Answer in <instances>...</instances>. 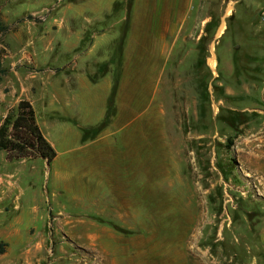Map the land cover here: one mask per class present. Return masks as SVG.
<instances>
[{
	"label": "crops",
	"instance_id": "obj_1",
	"mask_svg": "<svg viewBox=\"0 0 264 264\" xmlns=\"http://www.w3.org/2000/svg\"><path fill=\"white\" fill-rule=\"evenodd\" d=\"M60 1L41 23L32 18L46 7L22 13L6 42L12 54L7 61L1 56V80L8 79L10 90H0V126L22 100L30 102L56 157L11 159L0 150V242L7 244L0 264H66L78 260V251L91 264H144L148 248L133 238L127 244L111 224L131 227L138 220L132 184L120 174L138 166L136 149H144L159 115L150 112L136 127L151 111L154 81L169 62L196 50L198 0ZM113 94L115 113L106 123ZM130 133L142 144L129 149ZM197 249L194 264L212 263L207 241ZM162 252L152 264H181L176 247Z\"/></svg>",
	"mask_w": 264,
	"mask_h": 264
},
{
	"label": "rangeland",
	"instance_id": "obj_2",
	"mask_svg": "<svg viewBox=\"0 0 264 264\" xmlns=\"http://www.w3.org/2000/svg\"><path fill=\"white\" fill-rule=\"evenodd\" d=\"M52 1L0 0L4 61L12 54L6 42L17 31L20 15L46 7L32 18L41 23L63 2ZM240 4L243 11L253 13L258 26L252 22L242 29L229 26ZM263 5L264 0H198L192 41L196 50L180 55L185 61L166 65V74L152 87L151 111H145L144 121L136 125L142 127L152 111L159 114L146 130L144 149H136L141 153L134 160L138 166L125 169L126 159H118L124 168L120 178L133 187L138 220L131 227L111 224L127 244L133 238L148 248L144 264H152L158 252L162 256L163 250L174 247L181 264H194L199 257L195 246L204 247L206 241L214 256L210 264H264V71L256 68L257 58L264 56V23L258 18ZM210 21L212 28L206 31ZM256 37L258 47L253 46ZM200 49L206 52L201 67ZM147 56L152 61V53ZM211 58L213 70L208 68ZM202 78L208 83L204 93L209 102L201 98ZM7 80L0 81V90H10ZM129 135V149L142 144V137L133 142ZM117 149L124 151L125 143ZM40 179L37 190L42 189ZM78 252L84 260L66 264L92 263L83 251Z\"/></svg>",
	"mask_w": 264,
	"mask_h": 264
},
{
	"label": "trees",
	"instance_id": "obj_3",
	"mask_svg": "<svg viewBox=\"0 0 264 264\" xmlns=\"http://www.w3.org/2000/svg\"><path fill=\"white\" fill-rule=\"evenodd\" d=\"M131 1L132 0H130L129 4L131 3ZM241 6L242 4L238 5L236 15H233L229 18V26L232 28L237 26L239 28L241 27L242 29V26L248 25L250 24V22L253 23L254 27L258 26L257 24L258 22L256 18L252 17L253 13H250V11H246V10L243 11V7ZM241 12L243 15L241 14ZM243 12H245V14ZM212 25H213V21L208 22L206 25V31H210ZM230 27L227 28V31L231 29ZM261 35H263L261 38L264 39V30H263V34ZM257 38L258 37H256L253 40V44ZM253 46L258 47V44H254ZM118 49H121V47L119 46ZM205 55L206 52L200 49L199 51L200 67L204 62ZM257 60L259 67L256 68L261 69V71L263 72L264 56L263 55L260 56L259 59L257 58ZM5 74H6V70L2 67L1 55H0V80ZM120 75H121L120 71L117 70L115 74L114 92L117 89V85L120 80ZM204 82L207 83V80L205 81V79L202 78L201 98L203 100L206 99L209 102L210 101L209 95L207 96V93H204L208 91L207 90L208 83L207 84L205 83L206 89L205 90L203 89L202 92V83L204 84ZM114 113H115V107H114V94H113L109 103L106 123L114 115ZM0 150L6 151L8 153V157L11 159L42 157L46 159L48 163H51L56 157V151L51 146V144L45 139L42 131L40 130V127L36 122L34 110L30 102L26 100H22L18 104L17 108L11 110L4 119L3 123L0 126ZM6 247H7L6 243L0 242V254H3L5 252Z\"/></svg>",
	"mask_w": 264,
	"mask_h": 264
},
{
	"label": "built area",
	"instance_id": "obj_4",
	"mask_svg": "<svg viewBox=\"0 0 264 264\" xmlns=\"http://www.w3.org/2000/svg\"><path fill=\"white\" fill-rule=\"evenodd\" d=\"M258 18L261 22L264 23V5L262 6V8L260 9V12H259V15H258Z\"/></svg>",
	"mask_w": 264,
	"mask_h": 264
},
{
	"label": "bare ground",
	"instance_id": "obj_5",
	"mask_svg": "<svg viewBox=\"0 0 264 264\" xmlns=\"http://www.w3.org/2000/svg\"><path fill=\"white\" fill-rule=\"evenodd\" d=\"M209 62H210V65H211L212 67H214V65H215L214 60L211 59Z\"/></svg>",
	"mask_w": 264,
	"mask_h": 264
}]
</instances>
